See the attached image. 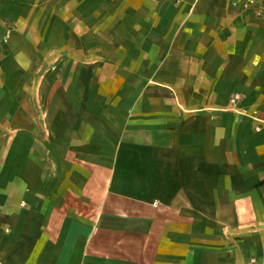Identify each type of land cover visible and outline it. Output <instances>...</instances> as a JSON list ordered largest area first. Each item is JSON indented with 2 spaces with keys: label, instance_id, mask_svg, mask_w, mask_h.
Wrapping results in <instances>:
<instances>
[{
  "label": "crops",
  "instance_id": "1",
  "mask_svg": "<svg viewBox=\"0 0 264 264\" xmlns=\"http://www.w3.org/2000/svg\"><path fill=\"white\" fill-rule=\"evenodd\" d=\"M243 2L0 0V264H264Z\"/></svg>",
  "mask_w": 264,
  "mask_h": 264
},
{
  "label": "built area",
  "instance_id": "2",
  "mask_svg": "<svg viewBox=\"0 0 264 264\" xmlns=\"http://www.w3.org/2000/svg\"><path fill=\"white\" fill-rule=\"evenodd\" d=\"M170 1H172L176 5H181L185 0H170ZM256 2H257V0H244L242 8L244 10H250L251 8L255 7ZM0 41H2V42L5 41V37H2ZM240 100H241V98L238 95H236L234 98L231 99V103L236 105ZM258 121H260V120H258ZM261 128H262L261 125H259L258 127H256V130L259 131Z\"/></svg>",
  "mask_w": 264,
  "mask_h": 264
},
{
  "label": "rangeland",
  "instance_id": "3",
  "mask_svg": "<svg viewBox=\"0 0 264 264\" xmlns=\"http://www.w3.org/2000/svg\"><path fill=\"white\" fill-rule=\"evenodd\" d=\"M7 38H8L7 35H5V41H3L4 44L6 43Z\"/></svg>",
  "mask_w": 264,
  "mask_h": 264
}]
</instances>
